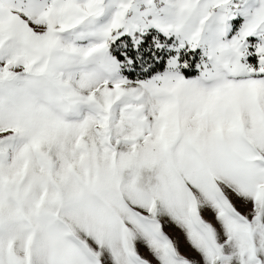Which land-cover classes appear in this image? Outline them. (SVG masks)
Instances as JSON below:
<instances>
[{
	"label": "rangeland",
	"instance_id": "obj_1",
	"mask_svg": "<svg viewBox=\"0 0 264 264\" xmlns=\"http://www.w3.org/2000/svg\"><path fill=\"white\" fill-rule=\"evenodd\" d=\"M0 264H264V0H0Z\"/></svg>",
	"mask_w": 264,
	"mask_h": 264
},
{
	"label": "trees",
	"instance_id": "obj_2",
	"mask_svg": "<svg viewBox=\"0 0 264 264\" xmlns=\"http://www.w3.org/2000/svg\"><path fill=\"white\" fill-rule=\"evenodd\" d=\"M138 41L136 45L135 42ZM118 44L111 48V52L116 60L124 65L123 75L131 81L146 80L162 73L166 69L169 57L175 53L169 50L172 42H166L164 36L155 32L125 37L121 40L123 45L120 44L121 46L117 48ZM181 61L189 65V68L182 69L185 77L197 76L202 62L200 52L183 53Z\"/></svg>",
	"mask_w": 264,
	"mask_h": 264
}]
</instances>
